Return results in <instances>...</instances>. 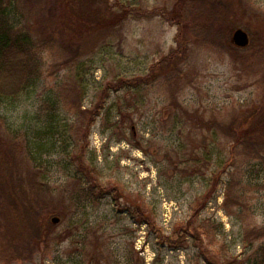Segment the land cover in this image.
I'll use <instances>...</instances> for the list:
<instances>
[{"label":"rangeland","instance_id":"obj_1","mask_svg":"<svg viewBox=\"0 0 264 264\" xmlns=\"http://www.w3.org/2000/svg\"><path fill=\"white\" fill-rule=\"evenodd\" d=\"M181 1L112 0L132 13L105 41L60 36L39 81L0 100V177L44 184L29 225L0 213V264H249L264 171L224 127L264 103V0H212L233 28L213 44L187 22L203 2ZM237 28L252 48L235 57Z\"/></svg>","mask_w":264,"mask_h":264},{"label":"trees","instance_id":"obj_2","mask_svg":"<svg viewBox=\"0 0 264 264\" xmlns=\"http://www.w3.org/2000/svg\"><path fill=\"white\" fill-rule=\"evenodd\" d=\"M183 1L187 0H182L181 4L185 3ZM200 1L204 5L192 11V16L198 21L187 19L188 23L195 26V36L212 44L221 39L227 42L228 31L233 28L231 29L232 25L227 21L223 10L215 5L211 8L208 4L212 0ZM180 11H173L172 16L181 19L180 16L183 15ZM131 13L132 10L127 5L112 0H54V4L52 0H0V100H16L39 81L42 76V55L47 50L61 48L58 39L60 36L70 40L71 46L76 43L78 52L84 53L86 49L91 52ZM30 16L37 18L35 26H39L38 29L33 27V19ZM177 36L182 37L181 33ZM229 47L235 57L241 49L245 50L231 43ZM247 48H252V42ZM67 63L69 59H64L63 64ZM159 66L160 63L153 65V72H156ZM130 82L135 85L134 81H129V85ZM81 88L83 90L85 87L82 85ZM252 108L244 111L239 120L233 121L234 123L224 127V130L232 141V151L240 148V154L245 157L260 159L261 169L264 171V103L255 104ZM214 126L223 128L218 119L214 120ZM8 174L6 178L0 177V213L3 218L12 215L21 226L29 225L24 201L32 200L33 194L40 192L44 184L39 175H33L32 181L19 182L17 189L18 181L12 179V171L9 170ZM9 187L11 194L8 198L6 190ZM248 235L253 236L254 240H263L254 251L249 264H264V226L249 229ZM163 238L170 245L178 246L171 237L163 235ZM208 262L232 264L230 261Z\"/></svg>","mask_w":264,"mask_h":264},{"label":"water","instance_id":"obj_3","mask_svg":"<svg viewBox=\"0 0 264 264\" xmlns=\"http://www.w3.org/2000/svg\"><path fill=\"white\" fill-rule=\"evenodd\" d=\"M251 38L249 33L243 28H237L232 34V42L241 48H245L250 44ZM54 223L59 221V217H53Z\"/></svg>","mask_w":264,"mask_h":264}]
</instances>
